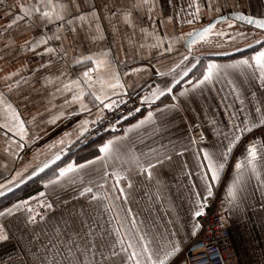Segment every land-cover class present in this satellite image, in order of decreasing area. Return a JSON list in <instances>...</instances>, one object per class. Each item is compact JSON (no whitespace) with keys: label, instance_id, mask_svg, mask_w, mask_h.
I'll use <instances>...</instances> for the list:
<instances>
[{"label":"crops","instance_id":"1","mask_svg":"<svg viewBox=\"0 0 264 264\" xmlns=\"http://www.w3.org/2000/svg\"><path fill=\"white\" fill-rule=\"evenodd\" d=\"M127 95L141 113L89 141ZM35 177L0 264H187L219 188L264 264V0H0V198Z\"/></svg>","mask_w":264,"mask_h":264},{"label":"built area","instance_id":"2","mask_svg":"<svg viewBox=\"0 0 264 264\" xmlns=\"http://www.w3.org/2000/svg\"><path fill=\"white\" fill-rule=\"evenodd\" d=\"M143 103L133 95H127L115 102L89 129L87 139L97 141L101 137L119 132L123 124L138 116ZM197 143L203 140L197 133ZM221 189L206 199L197 216L198 233L182 250L187 264H240L231 240L229 227L223 221L219 210Z\"/></svg>","mask_w":264,"mask_h":264},{"label":"trees","instance_id":"3","mask_svg":"<svg viewBox=\"0 0 264 264\" xmlns=\"http://www.w3.org/2000/svg\"><path fill=\"white\" fill-rule=\"evenodd\" d=\"M38 184H39V179L38 177H35L27 181L25 184H23L21 187L14 190L13 192L5 195L4 197H1L0 198V212L12 206L13 203H15L18 199L22 197L23 193H27L28 191L35 189L38 186Z\"/></svg>","mask_w":264,"mask_h":264}]
</instances>
